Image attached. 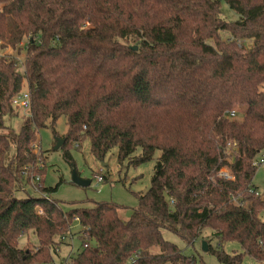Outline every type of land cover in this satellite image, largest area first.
I'll return each mask as SVG.
<instances>
[{
  "label": "trees",
  "instance_id": "obj_1",
  "mask_svg": "<svg viewBox=\"0 0 264 264\" xmlns=\"http://www.w3.org/2000/svg\"><path fill=\"white\" fill-rule=\"evenodd\" d=\"M8 48L25 56L20 72L0 54V119L24 91L31 107L18 133L0 132V264H52L73 222L82 249L72 264H198L163 230L187 245L209 231L264 264V199L253 184L264 152V0H0V52ZM238 108L241 117L226 116ZM62 117L70 163L87 138L100 161L114 148L135 166L161 153L128 219L116 203L65 212L56 188L26 189L46 170L37 132ZM223 167L234 180L217 177ZM29 232L39 244L20 247ZM208 248L242 264V254Z\"/></svg>",
  "mask_w": 264,
  "mask_h": 264
},
{
  "label": "rangeland",
  "instance_id": "obj_2",
  "mask_svg": "<svg viewBox=\"0 0 264 264\" xmlns=\"http://www.w3.org/2000/svg\"><path fill=\"white\" fill-rule=\"evenodd\" d=\"M222 10L229 21L239 19L237 13L228 8L227 5L224 4ZM221 37L224 39L231 38L225 32L221 33ZM23 44L25 45L26 41ZM0 54L4 56L12 54V56H15V59L18 60V70L20 72L23 71L24 52L18 55L17 50L8 48L6 51H1ZM237 111V117H241L244 113L243 108H238ZM27 115V112L13 109L11 113L3 116V121L0 119V132L7 134L15 131L18 133L21 130L23 118ZM54 129L58 137L55 135ZM54 129L47 126L38 130L36 140L32 144L33 151L40 156L38 166L46 170L45 173L31 176L28 183L30 186L26 187L28 192L33 196L36 195L32 188V182L34 181L33 179L39 177L42 187L56 188V192L51 194V196L65 212L75 207H92L95 203L107 202L123 206L121 216L124 219H128L132 215L133 208L139 203V196L146 193L150 188L154 168L161 153L157 151L151 161L135 166L129 160L120 164L118 162V150L114 148L104 160L100 161L92 154L90 140L87 138L86 140L82 139L71 148L73 163H70L65 160L63 149H55L57 138L63 139V135L68 131L66 119L64 117L60 118ZM34 144L37 145V148L33 147ZM139 153L140 150L137 151L136 156ZM261 157L264 158V152ZM74 171L81 179L91 181V184L86 187L74 184L72 182ZM95 175L102 176L103 181L97 183ZM253 183L258 189L257 195L264 199V164L258 167ZM41 190L42 188L40 192ZM18 196L22 197L23 193H18ZM260 217L264 220V212L261 213ZM81 229L79 222H73L72 232L65 238L56 240L57 253L53 254L54 262L52 264H70L69 258L77 255L82 249L79 234ZM162 233L164 239L177 245L185 255L195 256L198 264H223L212 252L203 250V242H206L207 245L209 243L210 248L213 250L221 249L229 255L242 254V264H260L245 254L237 242H224L220 246L218 240L210 236L209 231H205V240L201 237L194 245H187L176 234L167 230H163ZM19 244L23 248L35 247L39 242L34 233L29 232L19 239Z\"/></svg>",
  "mask_w": 264,
  "mask_h": 264
},
{
  "label": "built area",
  "instance_id": "obj_3",
  "mask_svg": "<svg viewBox=\"0 0 264 264\" xmlns=\"http://www.w3.org/2000/svg\"><path fill=\"white\" fill-rule=\"evenodd\" d=\"M245 44H246V42L243 41V40H239V41H238V45H239L240 47H241L242 45H245ZM12 104H13L16 108H18L19 110H22L23 112H27V113H28L29 110H30V107H31L30 94H29L27 91L22 92L21 94H19V95H17L16 97L13 98V100H12ZM237 115H238L237 110H231V111L226 112V116H228L229 118H236ZM232 145L234 146V145H236V144L233 143ZM228 146L230 147L231 144L229 143ZM33 147H34V148H37V145L34 144ZM232 150H234V148H233ZM230 158H231V160H232V157H230ZM230 158H229V161H230ZM262 164H264V158H263V157H260V158H259L258 160H256L255 163H254V165L257 166V167L261 166ZM217 177H218V178H221V179H223V180H226V181L234 180V175L231 173L230 169H228V168H226V167H223V168H221V169L218 171V173H217ZM95 179L97 180V183H101V182L103 181L102 176H100V175H95ZM33 180L35 181V182H34V181L32 182V187H33V189H34L36 192H38V193L41 194L42 190H41V192H40V189H41V188L43 189V187H42V185H41V183H40V181H39L40 178L37 177L36 179H33ZM36 181H37V182H36ZM69 263L72 264L71 261H70V259H69Z\"/></svg>",
  "mask_w": 264,
  "mask_h": 264
},
{
  "label": "water",
  "instance_id": "obj_4",
  "mask_svg": "<svg viewBox=\"0 0 264 264\" xmlns=\"http://www.w3.org/2000/svg\"><path fill=\"white\" fill-rule=\"evenodd\" d=\"M134 49L136 50L137 47H134ZM64 143H65L64 139L57 138V144H56L55 149L56 150L60 149ZM72 182L78 186H84V187L89 186L91 184V181L81 179L75 171L73 172V175H72ZM208 249L209 248H208L207 243L203 242V250L208 251Z\"/></svg>",
  "mask_w": 264,
  "mask_h": 264
},
{
  "label": "crops",
  "instance_id": "obj_5",
  "mask_svg": "<svg viewBox=\"0 0 264 264\" xmlns=\"http://www.w3.org/2000/svg\"><path fill=\"white\" fill-rule=\"evenodd\" d=\"M253 184H254V183H253ZM255 187H256V186H255ZM256 190H258L257 187H256ZM256 192H257V191H256ZM260 196H261V195H260ZM260 198H261V197H260ZM263 221H264V220H263ZM67 262H68V261H67Z\"/></svg>",
  "mask_w": 264,
  "mask_h": 264
}]
</instances>
